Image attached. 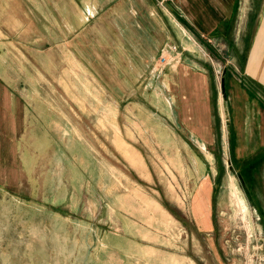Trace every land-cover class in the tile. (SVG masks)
<instances>
[{
    "label": "crops",
    "instance_id": "0c3cea01",
    "mask_svg": "<svg viewBox=\"0 0 264 264\" xmlns=\"http://www.w3.org/2000/svg\"><path fill=\"white\" fill-rule=\"evenodd\" d=\"M163 53L176 58L155 69ZM107 102L132 166L120 113L176 153L199 232L214 228L215 163L234 165L264 227V0H0V193L37 199V167L74 163V137L105 134Z\"/></svg>",
    "mask_w": 264,
    "mask_h": 264
},
{
    "label": "rangeland",
    "instance_id": "374dc122",
    "mask_svg": "<svg viewBox=\"0 0 264 264\" xmlns=\"http://www.w3.org/2000/svg\"><path fill=\"white\" fill-rule=\"evenodd\" d=\"M215 75L220 83L221 71ZM113 108L106 103L104 135L71 137L74 163L37 167V199L0 193V264H264V227L251 205L243 198L245 214L231 194L230 177L242 196L234 165L215 163L214 228L199 232L181 199L191 185L170 161L176 153L165 152L149 133L140 134L155 127L145 116L135 125L120 113L116 127L123 125V138L143 161L141 169L132 166L114 146ZM131 129L139 134L131 135ZM80 140L95 150L89 163H80L88 161V152L77 149ZM125 154L136 163L134 154Z\"/></svg>",
    "mask_w": 264,
    "mask_h": 264
},
{
    "label": "bare ground",
    "instance_id": "6f19581e",
    "mask_svg": "<svg viewBox=\"0 0 264 264\" xmlns=\"http://www.w3.org/2000/svg\"><path fill=\"white\" fill-rule=\"evenodd\" d=\"M172 50H173V48H172ZM170 61V60H169ZM168 61V62H169ZM225 114V113H224ZM226 115V114H225ZM126 155V158H127V160L130 162V163H132V164H134L135 163V160H134V157L133 156H131V155H127V154H125ZM230 184H231V187H232V191H231V194H232V196L234 197V199H235V202L238 204V206H239V208H241V210H243V211H245V214H246V212L248 213V208H247V205H246V203H245V201H244V199H243V196H240L239 194H240V191H239V189H238V187L236 186V184H235V182L233 181V179H232V177H230ZM239 192V193H238Z\"/></svg>",
    "mask_w": 264,
    "mask_h": 264
},
{
    "label": "built area",
    "instance_id": "2783aa9c",
    "mask_svg": "<svg viewBox=\"0 0 264 264\" xmlns=\"http://www.w3.org/2000/svg\"><path fill=\"white\" fill-rule=\"evenodd\" d=\"M173 48V51L176 52V47L175 46H172ZM176 54H178L176 52ZM171 56H175V54L171 55ZM171 56H167V55H164V54H161L158 58H157V61L155 62V69H158V67L160 65H163L164 63H166L167 61H169L172 57Z\"/></svg>",
    "mask_w": 264,
    "mask_h": 264
}]
</instances>
